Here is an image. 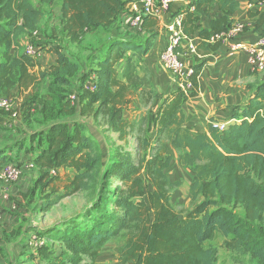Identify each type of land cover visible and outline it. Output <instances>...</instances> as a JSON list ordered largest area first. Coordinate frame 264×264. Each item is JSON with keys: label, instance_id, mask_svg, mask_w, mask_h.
<instances>
[{"label": "trees", "instance_id": "obj_1", "mask_svg": "<svg viewBox=\"0 0 264 264\" xmlns=\"http://www.w3.org/2000/svg\"><path fill=\"white\" fill-rule=\"evenodd\" d=\"M242 1L188 0V6L178 12L183 35L192 39L198 34L201 39L190 91L178 88L164 94L145 86L140 72L152 49L153 34L143 42L111 37L94 59L96 90L82 91L79 108L60 99L54 113L48 110L47 97L36 93L37 86L49 80L51 92L67 94L80 66L55 45L50 51L56 63L43 70L36 60L19 53L21 39L38 32L44 10L59 3L64 35L71 43H80L91 31L113 27L126 2L39 0L36 6L32 0H0V99L23 96L21 110L27 117L39 109L51 121L47 130L31 136L38 149L32 164L40 171L33 191H46L40 211L47 213L59 201L79 193L103 191L94 203L97 212L88 215L91 222L46 232L48 236L57 232L53 238L63 244L55 252L54 264H97L102 248L121 237L125 239L120 264H216L217 250L206 243L218 234L226 239L228 250L248 253L264 264V240L256 237L252 227L264 220V83L254 87V95L243 107H235V122L224 131L211 121L206 132L195 134L185 127L183 112L184 104L198 95V78L207 58L223 46ZM214 9L217 14L211 17ZM248 15L260 16L256 29L264 26V13ZM203 16L209 18L208 27L202 25ZM156 25L155 18H146L140 30L130 27L141 32ZM90 78L91 74L85 76ZM136 98L153 104L152 108L135 116ZM77 112L105 118L120 141L128 144L132 137L135 153L119 147L104 163L98 142L86 134L83 124L59 121ZM128 113L132 116L127 119ZM173 151L179 153L183 167L195 174L191 200L202 198L183 217L171 202L173 184L167 170ZM5 157L11 156H0V161L6 163ZM237 205L244 210V220L230 209ZM46 247L34 252L42 254Z\"/></svg>", "mask_w": 264, "mask_h": 264}, {"label": "crops", "instance_id": "obj_2", "mask_svg": "<svg viewBox=\"0 0 264 264\" xmlns=\"http://www.w3.org/2000/svg\"><path fill=\"white\" fill-rule=\"evenodd\" d=\"M188 4V0L184 3H175L171 6L168 12L162 13L159 17H152L157 20L156 26L149 30L137 32L130 27L131 17L134 16L132 9L134 2L131 1V3H128L125 6L123 13L120 14L117 23L113 27L92 31L91 33H88L80 43H71L61 29L58 36H55L52 40H46L50 43H48L47 49L41 54L37 63L43 70L54 65L56 63V55L50 51V48L55 45L60 47L65 54L70 56L80 66L78 74L72 78L71 86L69 87L72 93L79 96L82 91L87 90L89 87V80H86L85 76L87 74H91V77L96 75L94 73L96 67L94 61L95 56L99 53V49L105 48L104 46L109 38L117 37L135 39L143 42L146 40L144 37L148 36L149 38L153 34L154 38L152 40V49L145 57L143 61V68L140 72L145 86L153 88L157 92L164 94L171 93L178 88H184V80L180 79L177 74L163 68L160 55L170 43L171 35L168 30L169 26L174 22L176 17L181 16L178 15V12L186 8ZM57 6H59V3H57ZM249 12L264 13V0H253L252 2L250 0L242 1L241 7L232 16V20L234 22V26L237 24L244 25L245 32L235 37V39L225 40L223 46L207 58L203 71L198 78V95L188 100L183 106L185 127L195 134H202L206 132L208 124L211 121L217 123H227L228 125L235 122V119H233L235 107H243L254 95V87L259 83H264V71L257 72L254 70L250 57L246 51L236 50L231 52L230 50L232 45L236 42H239L246 47L254 45L258 36L264 32V26L259 29H256L254 26V23L260 16L250 18L248 15ZM216 14L217 10L214 9L211 17ZM47 22L48 20L45 19L44 16L36 37L28 36L21 39L22 47L19 49L20 54L25 53V49L28 46V40L30 38L43 40L42 32L46 29L45 24H47ZM208 22L209 18L203 16V27H208ZM51 26L53 28L57 26V19L54 23H51ZM48 29L51 31V28ZM61 32L62 35H60ZM92 34H94V37H92ZM193 40L196 45L201 42L198 34L195 35ZM186 63L188 66H195L197 63L195 56H188L186 58ZM34 71L38 73V68H35ZM49 87L50 81L42 80L36 88V93L40 96H45L44 92L49 90ZM144 105L145 104L140 98L135 99V108L139 110H147ZM3 111L11 113L10 111L0 109V155L4 152L6 153V156H11L10 158L14 163L23 164L29 168V165L32 164V160L38 151L37 144L31 141V136L39 131L47 130L51 121L39 112L40 114H38L39 116L36 118L40 120L42 117L43 122L38 124V129H32V126L35 123L25 122L22 120L19 112V118L17 117V119L12 117V113L10 116L3 114ZM131 116V113H128L125 115V118L128 119L131 118ZM59 121L66 122L68 124L76 122L83 124L85 126L86 134L98 142L102 153L104 154V152H106L108 157L110 156L111 150L119 147H125L127 145V141L119 140L117 133L109 131L105 118L100 117L98 119H94L93 117H84L77 112L73 115L62 117ZM14 137L17 138L13 139V141L12 138ZM128 141L134 140L130 137ZM104 149L106 151H104ZM131 151L135 152L134 148H132ZM173 156L174 159L171 166L167 170L169 181L171 183H175V181L178 180L179 175H176V171H180L181 168L183 172L187 173V176L193 184V180L195 178L194 172L183 167L178 152L173 151ZM4 164L5 163L1 160L0 168ZM35 169L34 175L28 174V178H32L33 176L35 181H37L40 177V171L37 168ZM60 172L63 175L65 174V171L63 170ZM69 172L71 171H67V173ZM11 186L12 185L7 182H0L1 219L5 216V214L3 216V210H10L11 212H14L13 209H15L14 205L12 206L11 201H9L10 198L8 196L9 191L12 190ZM28 187L29 183L27 181L23 184L20 191L26 193L25 191ZM172 201H174V203ZM198 201L201 202L202 198H199ZM171 202L176 209L175 204H177V202L175 195L171 198ZM1 219L0 224L2 227L6 228L9 226L8 224L10 219L8 217H6V219ZM7 232L9 233L8 230ZM58 243L62 244L61 242ZM57 248L62 249V246L59 245ZM123 248L124 242L120 244L121 251ZM36 254L40 256L37 252ZM27 256L28 255L26 254H20L21 264L32 263L28 260Z\"/></svg>", "mask_w": 264, "mask_h": 264}, {"label": "rangeland", "instance_id": "obj_3", "mask_svg": "<svg viewBox=\"0 0 264 264\" xmlns=\"http://www.w3.org/2000/svg\"><path fill=\"white\" fill-rule=\"evenodd\" d=\"M124 1L126 2V5L128 3H131V1L136 3V0ZM32 2L35 5H39V0H32ZM44 12L45 19H47L48 22L47 24H45L46 29L42 32L43 40H36L35 38H30L28 40V45H35L36 43L41 44L42 47H44V50L41 49L42 52H45L48 43H50L46 40H52L55 36H58L59 32L62 29V20L59 6L56 5L52 8H48L47 10L45 9ZM56 19L57 26L53 28L51 26V23H54ZM48 28H51V31H49ZM60 35H62V32ZM92 37H94V34H92ZM144 39H148V36L144 37ZM101 50L102 49H99L97 57L101 55ZM55 92L56 93H53V91L51 92L50 90H47L44 92V95L47 97L45 101L48 105V110L50 112L54 110V113H57L60 108V99L61 102L62 99L69 100V96L72 94V92H69L67 94L65 92L63 94H60L62 93L61 90H57ZM23 99V96H21L20 99H12L14 111L19 112L21 115V119L25 122H34L35 124L32 126V129H38V124L43 122L42 117L40 120L36 118L37 116H39L38 114H40V110L36 109V111H32V115L27 117V115H25V113L21 110ZM72 106L79 108L78 103ZM144 106L147 110H139L136 108L137 110L134 111L135 116H139V111L148 112L153 105L145 104ZM2 113L11 116L12 112L9 113L3 111ZM16 138L17 137H14L12 138V140ZM124 148L126 150H131L132 148H134V142L128 141V144ZM116 149L117 148L111 150L110 155H112ZM104 151L106 150L104 149ZM105 153L106 152H104V163L108 158V154ZM5 155L6 153L3 152L0 156ZM5 158L8 162L6 161V163L0 168V170L8 166H13L15 168L17 167L21 171V178L16 182L8 183L12 185V190L9 191L8 194L10 198L9 201H11L12 206L14 205L15 209H13L14 212H11L10 210L2 211L3 216L5 214L2 219H6V217H8L10 221L8 224L9 226H7L6 228L2 227V225L0 224V264H21L20 254L28 255L27 258L32 262L31 264H54L56 259V257L54 256L55 252L60 250L57 247H59V245L63 247V245L59 244L58 241L53 238V234H56L57 232H54L50 236H48L46 232L53 229L54 231L61 232L66 229L65 225H78L80 227H83L85 224L91 222L92 220H89L88 215L90 213L94 215L97 212L93 208L94 203L103 194V191L97 189L96 191L94 190L90 192H83L72 197L64 198L63 200L59 201L49 212L43 213L40 211L39 205L44 201L46 191L42 192L41 189L33 191L36 181L33 176L32 178H28V174L34 175L36 169L32 167L31 164L28 168L23 164L21 165L19 163H13L10 157ZM176 175H179V178L175 181V183H172L173 187L171 188V195L172 197L173 195H175L177 202V204H175V207L180 216L183 217L200 202H193L191 200L190 185H192V181L187 176V173L183 172V170L180 168V171H176ZM27 181L29 183V187L25 191L26 193H23L20 190L22 189L23 184H25ZM53 198L56 197L53 196ZM174 201L172 202L174 203ZM230 209L236 214L239 219L244 220L245 213L241 206H232ZM252 227L254 228L256 237H258L259 240H264V220L263 222L253 223ZM7 230L9 231V233L7 232ZM43 237L47 239L48 247L42 250V254H39L40 256H38L36 252L34 253L35 250L39 249V247L36 248L34 239H41ZM124 239L125 238L121 237L107 243L102 248L99 257L96 260V263L120 264V244L124 242ZM225 241L226 239L218 234L212 241L206 243V246L213 247L217 250L218 254L216 264H258V262L255 261L248 253H237L228 250L225 247ZM85 261L89 262L90 260L89 258H85Z\"/></svg>", "mask_w": 264, "mask_h": 264}, {"label": "built area", "instance_id": "obj_4", "mask_svg": "<svg viewBox=\"0 0 264 264\" xmlns=\"http://www.w3.org/2000/svg\"><path fill=\"white\" fill-rule=\"evenodd\" d=\"M186 0H136L132 6L134 16L131 17L130 25L137 30L142 28L144 20L146 18L159 17L162 13H166L170 10L171 6L175 3H184ZM182 16L175 18L174 22L169 26L168 30L171 35L170 43L160 55L161 64L163 68L177 74L180 79L185 81L184 88L191 90L193 85L190 81V77L193 75V67L188 66L186 58L188 56H194L197 52V45L193 38H188L183 35L181 30ZM245 32V26L237 24L233 26L230 32L227 34V39H235L238 35ZM38 33H34L36 37ZM231 52L236 50L246 51L250 57V61L253 68L257 72L264 71V33L258 36L256 43L250 47H246L243 44L236 42L231 47ZM25 53L33 60H38L43 53L41 48L36 45H28L25 49ZM96 75L89 79L88 91L94 92L96 90ZM69 101L72 105H76L79 102L78 95L72 93L69 96ZM0 109L12 112V117L17 118L18 113L14 111V105L12 99L3 97L0 99ZM213 126L221 131L227 129V123L213 122ZM32 167L35 168L33 164ZM54 173V172H53ZM21 178V171L16 167L8 166L0 170V182H16ZM0 213V219H1ZM36 248H42L47 246V239L35 238Z\"/></svg>", "mask_w": 264, "mask_h": 264}]
</instances>
